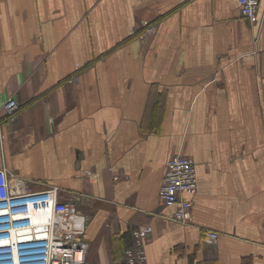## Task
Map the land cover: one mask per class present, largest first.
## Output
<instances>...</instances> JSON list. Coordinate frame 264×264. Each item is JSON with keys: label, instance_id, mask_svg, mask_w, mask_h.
<instances>
[{"label": "crops", "instance_id": "obj_1", "mask_svg": "<svg viewBox=\"0 0 264 264\" xmlns=\"http://www.w3.org/2000/svg\"><path fill=\"white\" fill-rule=\"evenodd\" d=\"M176 153L189 223L159 197ZM0 167L81 197L85 264H125L143 225L148 264H264V0H0Z\"/></svg>", "mask_w": 264, "mask_h": 264}, {"label": "built area", "instance_id": "obj_2", "mask_svg": "<svg viewBox=\"0 0 264 264\" xmlns=\"http://www.w3.org/2000/svg\"><path fill=\"white\" fill-rule=\"evenodd\" d=\"M243 16L254 19L261 0H237ZM146 31L155 26L145 22ZM71 83L78 77L71 76ZM7 116L17 123L20 102L10 97L5 103ZM92 173L91 170L87 171ZM198 186L194 159L182 153L167 161L159 197L162 204L174 206L171 220L189 223L194 202L184 198L185 191ZM62 190L52 186L34 190L26 181L14 176L8 168L0 167V264H85L90 242L87 227L90 215L79 211L81 197H62ZM152 225L132 231V243L126 248L125 264H148L146 239ZM217 231H208L206 240L215 242Z\"/></svg>", "mask_w": 264, "mask_h": 264}]
</instances>
